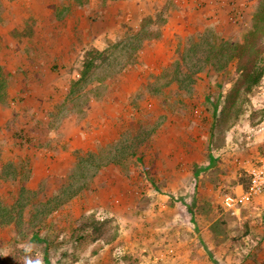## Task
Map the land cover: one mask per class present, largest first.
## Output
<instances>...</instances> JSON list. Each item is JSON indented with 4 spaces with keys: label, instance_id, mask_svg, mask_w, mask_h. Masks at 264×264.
<instances>
[{
    "label": "rangeland",
    "instance_id": "374dc122",
    "mask_svg": "<svg viewBox=\"0 0 264 264\" xmlns=\"http://www.w3.org/2000/svg\"><path fill=\"white\" fill-rule=\"evenodd\" d=\"M259 9L264 0H0V208L18 216L25 203L26 233L64 189L88 184L46 215L49 249L21 242L10 254L16 246L47 264H264V197L223 205L264 164V70L238 95L240 116L230 108L211 130L235 61L223 74L205 59L220 43L242 44ZM85 49L102 54L84 74ZM88 153L92 166L78 177ZM116 153L120 164L108 163ZM102 221L105 239H95L91 222Z\"/></svg>",
    "mask_w": 264,
    "mask_h": 264
},
{
    "label": "trees",
    "instance_id": "16d2710c",
    "mask_svg": "<svg viewBox=\"0 0 264 264\" xmlns=\"http://www.w3.org/2000/svg\"><path fill=\"white\" fill-rule=\"evenodd\" d=\"M114 1V0H112ZM264 10H258L255 15L253 16L251 28L245 32L243 36V43H220V47L218 50H215L212 53H208L206 56V62L211 63L212 68L215 70V72H221L224 74V70H226L227 66L235 61V70L234 72H228L225 74L226 78L231 77V79L234 81L232 90L225 95L222 99V102L220 103V110L215 109V116H214V125L210 128L211 130L216 129L220 118L225 117L226 113L230 108H233L234 115L236 118L240 116L241 108L237 107L236 105L237 100H240V97H238L239 94H241V90H243L244 93L248 94L251 92L252 88H254L262 78L264 65L263 67L259 66V62L262 61L264 57ZM211 51V50H210ZM84 54V60H83V68L85 70L84 74L89 71V69L92 68L93 63L96 59L100 58V55L102 52H100L97 49H92L90 51L83 52ZM213 59V60H212ZM213 62H212V61ZM235 76V77H234ZM191 77V75H190ZM176 80L177 77H176ZM4 79L2 78V75L0 73V87L3 85ZM3 95L2 88H0V97ZM220 98V96H219ZM122 139V138H121ZM119 140L117 144L121 147L118 151L119 154L123 153V151H126L127 146L126 142L132 141V138L130 140ZM108 146H113V144H109ZM131 147V146H130ZM129 147V149H130ZM93 153V152H92ZM92 153H88V160L85 162L83 161L80 163L81 165L78 167L79 173L78 177H84L87 170L92 166L91 157L93 156ZM96 153V152H94ZM118 153H116L111 160H109L108 163H115L120 164L115 158L118 157ZM130 157L134 158L137 157L138 160L141 159L140 155L138 156L135 150H130L129 154ZM98 166H101L98 164ZM97 172V170L92 173L91 178H93V175ZM81 179V178H80ZM78 183V180L76 181ZM247 182V181H246ZM243 184V183H242ZM249 184V182H248ZM248 184L245 185V190L248 188ZM25 191L24 187H20ZM85 188H88V184L84 183L80 186H75L73 183L63 190L64 194L63 197H54L53 200L50 202L52 203L51 206L46 208V206H43L42 210L39 211V215L41 218L37 221V223L32 227V229L28 230L26 233L21 234V230L19 229L20 223L25 222L24 218L21 213H23V209L25 207V203H21L19 208V203L17 205L18 210V216H16L14 213H10L7 210L5 211V207L0 208V229L2 232L9 231L6 239H0V264H47L48 260L46 258H41L40 260H28V254L25 249L21 248H13V253L10 254L12 249V245L24 243L25 245L32 246L33 244H38L40 242H44L45 247L49 249L50 245L54 244V240H49V235L45 234L44 230L46 224H45V217L47 214H51V212L56 211L59 207L64 206L68 202H70L73 198L78 197L79 193ZM18 195V199L21 198ZM49 203V201H48ZM47 204V203H46ZM16 209V206H15ZM21 215V216H20ZM92 226H100L96 230H93V234L96 235L95 239H102L104 240V234L103 229L101 226H104V222H97V225L93 222ZM45 234V237L43 235ZM67 239L62 238L59 241H64ZM84 240V236H79L74 239V243H80ZM108 243V240H105ZM72 243V242H71ZM13 254H17L13 256ZM12 256V257H11ZM10 257V258H9Z\"/></svg>",
    "mask_w": 264,
    "mask_h": 264
},
{
    "label": "built area",
    "instance_id": "2783aa9c",
    "mask_svg": "<svg viewBox=\"0 0 264 264\" xmlns=\"http://www.w3.org/2000/svg\"><path fill=\"white\" fill-rule=\"evenodd\" d=\"M259 196H264V164L250 174L248 188L241 195L226 194L223 205L227 210L239 209Z\"/></svg>",
    "mask_w": 264,
    "mask_h": 264
},
{
    "label": "crops",
    "instance_id": "0c3cea01",
    "mask_svg": "<svg viewBox=\"0 0 264 264\" xmlns=\"http://www.w3.org/2000/svg\"><path fill=\"white\" fill-rule=\"evenodd\" d=\"M244 192L243 190V187L240 186V184H236L234 187H233V193L234 195H241L242 193ZM264 197V196H263ZM258 198H261V197H258ZM257 198V199H258ZM259 200V199H258ZM239 213V210L236 212V215Z\"/></svg>",
    "mask_w": 264,
    "mask_h": 264
}]
</instances>
